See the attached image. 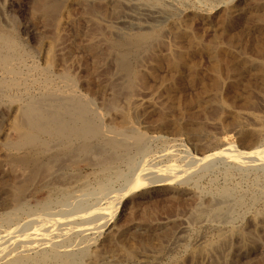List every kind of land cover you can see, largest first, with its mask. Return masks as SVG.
I'll list each match as a JSON object with an SVG mask.
<instances>
[{
	"label": "rangeland",
	"instance_id": "1",
	"mask_svg": "<svg viewBox=\"0 0 264 264\" xmlns=\"http://www.w3.org/2000/svg\"><path fill=\"white\" fill-rule=\"evenodd\" d=\"M69 7L68 13L72 15L68 14L69 22L59 31H55L52 26L40 22L42 20L40 17L34 16V0H0V28L3 32L11 34L20 44L21 49L19 54L21 61L16 63L18 73L11 77L15 85L4 87L0 84V91L4 92V96L0 92V129L8 132L9 138H13L14 135L8 129L10 118H7L5 113L9 108L10 100L15 98L19 103L25 104L30 97H38L44 89V81L48 82L51 91H58L63 86L58 76L65 73L70 78L68 80L72 81H70L72 88L67 85L64 87L65 90L73 91L77 99L80 98L90 104L92 111L97 114L99 121L103 122L100 123L107 131L111 132L114 128V130L135 129V133L146 136L143 137L145 143L142 141V144L146 145H142L143 151L140 153L135 149H128L132 157L128 154L130 157L127 156L125 159L126 161L132 159V164L122 159L117 163L103 166L105 162L107 163V155L100 153L99 150L85 156L63 157L49 165V170L41 171L27 184H25L27 175L25 169L8 164L6 151L0 150L2 166H0V182L5 190H12L25 184L21 200L24 204L21 209L4 205L6 194L0 191V228L4 229H0V238L2 239L3 234L6 236L8 233L6 230H11L9 232L13 231L15 234L21 233L22 226L29 224L34 226L33 229L36 226L40 228L42 225L48 226L47 222L51 220H57V226L69 222L72 223V230L81 228L83 216L90 217L91 213L100 216L103 208L109 206L106 199L97 198L95 194L99 187L104 185L107 190L119 193V208L114 218L104 226L103 224L99 226L97 231L95 226L90 234L88 230V233L86 231L83 234L84 236L75 232L69 235L70 240L75 243V248L73 247L72 250L76 249V245L84 240L89 241L90 238L89 244L86 243L88 246L86 252L84 251L85 254L83 252V255L82 253L78 255L79 258L82 256L79 259L82 264H92L90 261L94 254L98 264H192L191 256L200 244L210 240L215 241L220 234L230 230L247 233L244 234L246 237H258L259 241L264 242V237L260 238V233L254 230L259 216L264 212V170H262L264 158L258 157L261 162L257 159L259 163L255 164L256 160L250 156L252 151L256 150L255 146L264 151V135L262 136L264 134V0H76ZM113 29L116 31L114 32ZM142 32L152 35L153 38L151 37L147 47L134 50V53L130 54L128 64L129 69L133 71L129 70L126 76L124 72L122 73L119 56L109 50V42L117 39L121 34L130 36ZM43 39H47L46 42ZM48 40L53 44L54 58L52 67L47 72L43 70L41 49L44 44L50 43ZM178 61H183L180 64L184 69L179 66ZM215 67H218V70ZM19 73L21 76L18 75ZM8 79L7 82H10L11 80ZM212 91L217 95H213ZM132 92L135 94H131ZM206 103L210 105L207 106ZM165 121H169L168 124ZM228 142H231L230 145L236 153L231 152L217 157L218 159L212 161L211 171H201L200 166L196 169L199 160L208 157L207 155L215 156L221 148H225V144L229 145ZM125 144L122 148L126 149ZM246 154L249 156L246 157ZM260 155L264 156L263 153ZM239 158L250 159L245 160L243 168H240L237 165ZM252 164L256 169L255 167L253 169ZM245 167H248L247 170L244 169ZM154 169L161 170L162 178L157 177L156 181L155 175L151 174L155 172L156 176H159V171ZM170 175L172 178L169 177ZM142 176L144 178L147 176L149 183L155 177L152 183L156 182V185L145 182L137 187L135 181ZM165 179L166 183H162ZM224 189L229 190V199L220 195ZM84 194H88V197L81 198L78 202V196L82 197ZM45 201H51L47 210L41 204ZM62 204L65 205L64 208L61 207ZM225 207L229 210L226 211ZM11 211L15 216L12 217ZM99 211L101 213H97ZM213 211H220L217 213H221L217 215L219 218L211 217ZM8 215L12 218L10 223L7 220ZM94 215H91V218ZM219 219H222V222ZM38 220L45 223L40 224ZM73 234L77 235L78 239L73 237ZM30 241L34 243L35 239ZM116 245L120 248L118 249ZM258 251L256 249L251 255L249 264H253L257 259ZM259 252L258 258L264 257V250ZM33 254H30L31 257L37 255ZM230 256H232L231 261H234V256ZM2 261L4 260H0V264H4ZM240 262L245 264L249 261Z\"/></svg>",
	"mask_w": 264,
	"mask_h": 264
},
{
	"label": "bare ground",
	"instance_id": "2",
	"mask_svg": "<svg viewBox=\"0 0 264 264\" xmlns=\"http://www.w3.org/2000/svg\"><path fill=\"white\" fill-rule=\"evenodd\" d=\"M76 0H34V16L40 17L42 20H40V22L42 21L43 23L47 25H50L54 28L55 31H59L62 27H64V25H66L69 21L68 18V9L70 8L69 6L71 5V3ZM85 1V0H83ZM141 1H145V0H141ZM148 1V0H147ZM143 4H145L144 2H142ZM76 4V3H75ZM230 13V12H229ZM93 14V12H92ZM71 15V14H70ZM233 15V14H232ZM72 16V15H71ZM70 16V17H71ZM227 17V16H226ZM98 18V17H97ZM227 19V18H226ZM98 20V19H97ZM233 20V19H232ZM71 23V22H70ZM71 25V24H70ZM94 25V22H93ZM96 25V24H95ZM248 25V24H247ZM67 27V26H66ZM97 27H99L97 25ZM106 27V26H105ZM47 28V27H45ZM73 28V27H72ZM77 28V27H76ZM75 28V29H76ZM109 28V27H108ZM113 28V27H112ZM225 28V27H224ZM98 29V28H97ZM95 29V30H97ZM116 29V28H115ZM13 30V29H12ZM101 30V28H100ZM119 30V29H118ZM121 30V29H120ZM154 30V29H153ZM177 30V29H176ZM179 30V29H178ZM49 31V30H48ZM64 31V30H63ZM99 31V29H98ZM114 31V29H113ZM116 31V30H115ZM114 31V32H115ZM122 31V30H121ZM149 31V30H148ZM147 31V32H148ZM174 31V30H173ZM62 32V31H61ZM78 32V31H77ZM110 32L111 31H107ZM180 32V31H179ZM76 33V32H75ZM97 33V32H96ZM95 33V34H96ZM102 33V32H101ZM118 33V32H117ZM128 33V32H127ZM138 33V32H137ZM136 35H130V36H124V35H120L118 36L117 39L115 40H110L109 42V50L113 51L114 53H116V56H119V62L121 64V70L122 73L124 75H128L129 74V70H131V68L129 69V64L130 62H128V58L130 56V54L134 53V50H137L139 48L142 47H147V43L149 42V40L151 39L152 35L148 34V33H140ZM150 33V32H149ZM152 33V32H151ZM178 33V32H177ZM52 34V33H51ZM55 34V33H54ZM62 34V33H61ZM59 34V35H61ZM94 34V33H92ZM105 34V33H104ZM155 34V33H154ZM163 34V33H161ZM226 34V33H225ZM232 34V33H231ZM47 35V34H46ZM58 35V34H57ZM76 35V34H75ZM99 35V34H98ZM113 35V33H112ZM111 35V36H112ZM178 35V34H177ZM228 35V34H227ZM230 35V34H229ZM228 35V36H229ZM15 36V35H14ZM95 36V35H94ZM103 36V35H102ZM114 36V35H113ZM161 36V35H160ZM176 36V35H175ZM224 36V35H223ZM234 36V35H233ZM47 37V36H46ZM57 37V36H55ZM97 37V36H96ZM157 38V36H155ZM180 37V35H179ZM232 37V35H231ZM236 37V36H235ZM45 38V37H44ZM95 38V37H94ZM103 38V37H102ZM101 38V39H102ZM112 38V37H111ZM115 38V37H114ZM153 38V37H152ZM178 38V37H177ZM230 38V37H229ZM233 38V37H232ZM49 39V38H47ZM47 39H43L44 41ZM51 39V38H50ZM53 39V37H52ZM99 39V38H98ZM108 39V38H107ZM113 39V38H112ZM190 39V38H189ZM228 39V38H227ZM231 39V38H230ZM236 39H238V37H236ZM54 40V39H53ZM103 40V39H102ZM101 40V41H102ZM226 40V39H225ZM49 41V40H48ZM108 41V40H107ZM188 41V40H187ZM46 42V41H45ZM50 42V41H49ZM104 42V41H102ZM190 42V41H189ZM188 42V44H189ZM193 43V42H192ZM235 43V42H234ZM41 44V43H40ZM59 45V44H58ZM62 45V44H61ZM151 45V44H150ZM60 46V45H59ZM39 47V46H38ZM58 47V46H57ZM41 48V47H40ZM97 48V47H96ZM39 49V48H38ZM107 49V48H106ZM20 44L15 40V38L11 35V34H7L5 32L2 31V29L0 28V84L3 85L4 87L9 86L12 87L15 84H13L12 78L13 76H15L18 72H17V67H16V63L17 61H21V56L20 54ZM42 50V58L44 61V67L43 70L44 71H49V69H51L52 64H53V44L50 43H46L43 45V49ZM92 50V49H90ZM111 51H109L110 53H112ZM133 51V52H132ZM59 52V51H58ZM93 52V51H92ZM91 52V53H92ZM213 52V51H212ZM219 52V51H218ZM216 52V53H218ZM27 53V52H26ZM54 53V52H53ZM101 53V52H100ZM104 53H106L104 51ZM188 53V51H187ZM220 53V52H219ZM28 54V53H27ZM108 54V53H107ZM215 54V53H213ZM221 54V53H220ZM59 55V54H58ZM100 55V54H99ZM110 55V54H109ZM219 55V54H218ZM135 56V55H134ZM213 56V55H211ZM215 56V55H214ZM57 57V56H56ZM94 57V56H93ZM97 57V56H96ZM99 57V56H98ZM178 57V56H177ZM185 57V56H184ZM183 59V57H181ZM180 58V59H181ZM220 58V57H217ZM231 58V57H230ZM65 59V58H64ZM63 59V60H64ZM72 59V58H71ZM101 59V58H100ZM104 59V58H103ZM108 59V58H107ZM116 59V58H115ZM174 59V58H173ZM177 59V58H175ZM179 59V60H180ZM216 59V58H214ZM228 60V58H226ZM60 60V59H59ZM61 60V62L63 61ZM70 60V59H69ZM98 60V59H97ZM133 60V59H132ZM55 61V59H54ZM131 61V60H130ZM219 61V60H218ZM229 61V60H228ZM66 62V61H65ZM64 62V63H65ZM100 63V61H98ZM97 62V64H99ZM173 62V61H172ZM176 62V60H175ZM183 61H178L179 66L181 65L180 63H182ZM220 62V61H219ZM226 62V61H225ZM250 62V61H249ZM22 63V62H21ZM58 63V62H57ZM19 64V63H18ZM43 64V63H42ZM68 64V62H67ZM187 64V63H186ZM189 64H191L189 62ZM213 64V63H212ZM228 64V62H227ZM235 64V63H234ZM242 64V63H240ZM244 64V63H243ZM58 65V64H57ZM95 65V63H94ZM93 65V66H94ZM116 65H118V63H116ZM177 65V64H176ZM56 66V64H55ZM70 66V65H69ZM178 66V65H177ZM182 66V65H181ZM188 66V65H187ZM214 66V65H213ZM216 66V65H215ZM228 66V65H227ZM234 66V65H232ZM37 67V66H36ZM57 67V66H56ZM63 67V65H62ZM183 67V66H182ZM225 67V65H224ZM35 68V67H34ZM93 69V67H91ZM95 68V67H94ZM173 68V66H172ZM176 68V66L174 67ZM216 68V67H215ZM218 68V67H217ZM216 68V69H217ZM233 68H236L235 66ZM232 68V69H233ZM57 69V68H56ZM65 69V67H64ZM71 69V68H69ZM181 69V68H179ZM184 69V67H183ZM213 69V67H212ZM230 69V68H229ZM228 69V70H229ZM239 69V68H238ZM237 69V70H238ZM33 70V68H32ZM55 70V69H54ZM189 70V69H188ZM191 70V69H190ZM194 70V69H193ZM211 70V69H210ZM218 70V69H217ZM223 70V69H222ZM227 70V72H228ZM235 71V69H233ZM236 70V72H237ZM43 71V72H44ZM56 71V70H55ZM67 71V70H66ZM65 71V72H66ZM71 71V70H70ZM68 71V72H70ZM133 71V70H131ZM179 71V70H178ZM182 71V70H180ZM213 71V70H212ZM221 71V68H220ZM29 72V70H28ZM62 72V70H61ZM90 72L92 73V71L90 70ZM89 72V73H90ZM95 72V71H94ZM217 72V71H216ZM215 72V73H216ZM226 72V74H227ZM232 72V70H231ZM253 72V71H252ZM58 73V72H57ZM195 72H192V74H194ZM211 73V72H210ZM221 73V72H220ZM183 74V73H182ZM191 74V73H189ZM19 76L20 73L18 74ZM54 75V74H53ZM90 75V74H89ZM121 75V74H120ZM230 75V74H229ZM240 75V74H239ZM60 76V75H59ZM58 76V78H60V80L63 82L62 83V87L60 90L58 91H51L50 87L48 88V82L43 83V88L42 92L40 93V95L38 97H33L29 99V101H27L25 104H21L19 103L17 100H15V98H13L12 100L9 101V108L6 110L5 113H7L6 115L8 116L7 118H10V123L8 124V129L9 131L14 135L13 138H9L8 132L0 131V150H5L6 154H7V163L11 164L13 166H17V167H22L23 170L25 169V171L27 172L26 174V178H25V184H27L28 182L32 181L37 174H40L41 171L44 172L49 170L51 164H54L55 162L61 160L63 157H75L78 155L81 156H85V155H90L93 153H95V151L99 150L101 151L100 153H105L107 155V163L105 162V164H103V166H106L108 163H117L118 161L125 159L127 156H129V151L131 149H135L136 152L140 153L141 151H143V147H142V141L143 137L142 134L139 135V133H135L136 131H134L132 128L130 129H125V130H111V132L107 131L106 128L103 127V125L101 123H103L101 120V123L98 119V116L95 112L92 111L90 104H88L87 102H83L80 98L77 99L73 93V91H67L65 90L64 87H66L67 85H69L70 88L71 87V82L68 80L70 79L68 77V75H66L65 73H63L60 77ZM73 76V75H72ZM130 76V75H129ZM175 76V75H174ZM193 76V75H192ZM233 76V75H231ZM18 77V76H17ZM24 77V76H23ZM55 77V75H54ZM227 77V76H226ZM248 77V76H246ZM8 78H11L10 80ZM25 78V77H24ZM87 78V77H86ZM121 78V77H120ZM235 78V77H234ZM238 78V77H236ZM250 78V77H249ZM7 79L10 82H7ZM15 79V78H14ZM20 79H23L20 77ZM91 79V78H90ZM172 79V78H171ZM177 79V78H176ZM215 79V78H214ZM218 80V78H216ZM239 79V78H238ZM24 80V79H23ZM29 80V79H28ZM58 80V79H57ZM119 80V79H118ZM117 80V82H118ZM126 80V79H125ZM131 80V79H130ZM160 80V79H159ZM246 80V79H245ZM250 80V79H249ZM18 81V80H17ZM34 81V80H33ZM127 81V80H126ZM164 81V80H163ZM175 81V80H174ZM192 82V80H190ZM198 81V80H197ZM24 82V81H23ZM120 82V81H119ZM182 82V81H181ZM190 82V83H191ZM217 82V81H216ZM232 82V81H231ZM253 82V81H252ZM16 83V82H15ZM18 83V82H17ZM21 83V82H20ZM26 83V82H25ZM23 83V85L25 84ZM120 83H123L122 81ZM176 83V82H174ZM203 83V82H202ZM201 83V84H202ZM214 83V82H212ZM244 83V82H243ZM19 84V83H18ZM60 84V83H59ZM75 84V82H74ZM127 84V83H126ZM180 84V83H179ZM193 84V83H192ZM209 84V83H208ZM245 84V83H244ZM56 85V84H54ZM123 85V84H122ZM211 85V83H210ZM209 85V86H210ZM215 85V84H214ZM213 85V87H214ZM252 85V84H251ZM22 86V85H21ZM27 86V85H26ZM51 86V85H49ZM124 86V85H123ZM127 86V85H126ZM132 86V84H131ZM135 86V85H134ZM138 86V85H137ZM165 86V85H164ZM181 86V85H179ZM253 86V85H252ZM8 87V88H9ZM37 87V86H36ZM84 87V86H83ZM90 87V86H89ZM129 87V86H128ZM166 87V86H165ZM168 87V86H167ZM171 87V86H170ZM169 87V88H170ZM203 87V86H201ZM211 87V86H210ZM230 87V86H229ZM16 88V87H15ZM74 88V87H73ZM88 88V87H87ZM93 88V87H92ZM91 88V89H92ZM133 88V87H132ZM135 88H137L135 86ZM164 88V87H163ZM206 88V87H205ZM4 89V88H3ZM11 91V88H9ZM20 89V88H19ZM26 89V88H24ZM35 89V88H34ZM89 89V88H88ZM90 89V90H91ZM131 89V88H130ZM204 89V88H203ZM210 89V88H209ZM219 89V88H218ZM5 90V89H4ZM70 90V89H69ZM101 90V89H100ZM128 90V89H126ZM166 90V89H165ZM176 90V89H175ZM227 90V89H225ZM78 91V89H77ZM116 91V90H115ZM123 91V90H122ZM174 91V90H173ZM205 91V90H202ZM219 91V90H218ZM1 92V91H0ZM7 92V91H6ZM37 92V91H36ZM136 92V90H135ZM169 92H171V90H169ZM175 92V91H174ZM213 92V91H212ZM221 92V91H220ZM2 94L4 92H1ZM90 93V92H89ZM120 93V92H119ZM123 93V92H121ZM202 93V92H200ZM214 93V92H213ZM241 93V92H240ZM92 94V93H91ZM98 94V93H97ZM116 94V92H115ZM133 94V92L131 93ZM135 94V93H134ZM133 94V95H134ZM167 94V93H166ZM205 94V93H203ZM247 94V92H246ZM81 95V94H80ZM125 95V94H124ZM123 95V96H124ZM127 95V94H126ZM132 95V96H133ZM198 95H200L198 93ZM213 95H217V94H213ZM4 96V94H3ZM131 96V97H132ZM211 96V95H210ZM209 96V99H211ZM220 96V95H219ZM247 96V95H246ZM12 98V96H9ZM8 97V98H9ZM14 97V96H13ZM17 97V96H16ZM21 97V96H20ZM121 97V96H120ZM127 97V96H126ZM168 97V96H167ZM10 98V99H11ZM130 98V97H128ZM185 98V97H184ZM4 99V97H3ZM17 99V98H16ZM88 99V98H87ZM171 99V98H170ZM114 100V99H113ZM182 100V99H181ZM185 100V99H184ZM8 101V100H7ZM115 101V100H114ZM204 101V100H203ZM116 102V101H115ZM183 102V101H182ZM199 102V101H198ZM213 102V101H212ZM211 102V103H212ZM219 102V101H217ZM91 103V102H89ZM185 103V102H183ZM113 104V103H112ZM117 104V103H116ZM132 104V103H131ZM191 104V103H190ZM195 104V103H193ZM201 104V103H200ZM204 104V103H202ZM207 104V103H206ZM209 104V103H208ZM207 104V106H209ZM5 106V105H3ZM94 106V105H93ZM130 106V105H129ZM135 106V105H134ZM185 106V105H184ZM212 106V105H211ZM217 106V105H216ZM221 106V105H220ZM8 107V106H7ZM175 107V106H174ZM178 107V106H177ZM183 107V106H182ZM202 107V106H201ZM200 107V108H201ZM206 107V106H205ZM203 106V108H205ZM6 108V107H5ZM137 108V107H135ZM170 108V106H169ZM134 109V108H133ZM98 110V109H97ZM179 110V109H178ZM182 110V109H181ZM134 111V110H133ZM172 111V110H171ZM183 111V110H182ZM187 111V110H186ZM189 111V110H188ZM137 112V111H136ZM178 112V111H177ZM191 112V111H190ZM139 113V112H138ZM166 113V112H165ZM181 113V112H180ZM179 113V114H180ZM185 113V112H184ZM202 113V112H201ZM161 114V113H160ZM176 114V113H175ZM192 114V113H191ZM190 114V115H191ZM139 115V114H138ZM195 115V114H194ZM160 116V115H158ZM173 116V115H172ZM127 117V116H126ZM163 117V116H162ZM162 117L160 120H162ZM189 117V116H188ZM132 118V117H131ZM137 118V117H136ZM157 118V117H156ZM155 118V119H156ZM181 118V117H179ZM178 118V120H179ZM186 118V115H185ZM164 119V118H163ZM103 120V118H102ZM136 120V119H135ZM160 120H158L160 122ZM165 120V119H164ZM192 120V119H189ZM127 121V120H126ZM173 121V119H172ZM181 121V120H180ZM193 121V120H192ZM166 122V121H165ZM169 122V121H168ZM168 122H166L168 124ZM171 122V121H170ZM184 122V121H183ZM125 123V122H124ZM128 123V122H127ZM177 123V122H176ZM163 124V123H162ZM166 124V125H167ZM174 124V123H173ZM178 124V123H177ZM138 125V124H137ZM158 125V124H157ZM160 126V125H158ZM164 126V125H163ZM173 126V125H172ZM177 126V125H175ZM174 126V127H175ZM184 126V125H183ZM263 126V125H261ZM121 127V126H120ZM166 126H164L165 128ZM178 127V126H177ZM176 127V128H177ZM191 127V126H190ZM109 129V127H107ZM119 128V127H118ZM125 128V127H124ZM160 128V127H159ZM167 128V127H166ZM181 128V127H180ZM184 128V127H183ZM189 128V127H188ZM201 127H199L200 129ZM111 129V128H110ZM169 129V127H168ZM167 129V130H168ZM175 129V128H174ZM187 129V128H186ZM194 129V128H193ZM192 129V130H193ZM198 129V127H197ZM133 130V132H132ZM161 130H163L161 128ZM185 130V129H184ZM188 130V129H187ZM186 130V131H187ZM202 130V129H201ZM219 130V129H218ZM190 131V130H189ZM194 131V130H193ZM264 131V130H263ZM178 132L179 129H178ZM195 132V131H194ZM261 132V131H260ZM259 132V133H260ZM190 133V132H189ZM197 133V132H196ZM195 133V134H196ZM191 134V133H190ZM199 134V133H197ZM217 135V134H216ZM264 134H262L263 136ZM195 136V135H194ZM197 136V135H196ZM247 136V135H246ZM12 137V136H11ZM146 137V136H145ZM199 137V135H198ZM210 137V136H209ZM197 138V137H196ZM195 138V139H196ZM248 138V137H247ZM261 138V137H260ZM264 138V136H263ZM223 139V138H222ZM146 140V139H145ZM199 140V138H198ZM218 140V139H217ZM220 140V139H219ZM249 140V139H247ZM214 141V140H213ZM262 141V140H261ZM215 142V141H214ZM250 142V141H248ZM259 142V141H258ZM126 143V144H125ZM145 143V141L143 142ZM210 143V142H209ZM226 143V142H225ZM229 143V142H228ZM255 143V142H254ZM262 143V142H261ZM124 144L126 145V149L122 148V146H124ZM231 142L229 143V145L225 144V148H221V151L219 150V152H214V154H216L215 156L213 154L212 157L211 155H207L208 157L210 156V158L205 157L202 158V160H199L197 165L195 166L196 169H198V166H200L199 170H203L205 172L211 171V166H212V161L216 160V158L218 157H222L223 155L227 154V153H231V152H235L233 146L230 145ZM146 145V144H144ZM143 145V146H144ZM204 145V144H203ZM210 145V144H209ZM221 145V144H220ZM243 145V144H241ZM253 146V144H251ZM262 145V144H261ZM205 146V145H204ZM215 146V145H214ZM213 146V147H214ZM224 146V144H223ZM250 146V145H249ZM250 146V147H252ZM260 146V145H259ZM222 147V146H221ZM234 147H236L234 145ZM130 148V150L128 151V149ZM212 148V147H211ZM215 148V147H214ZM220 148V146H219ZM246 148V147H245ZM247 149V148H246ZM256 149V150H255ZM255 151H252V153L250 154L251 158L255 161H251L255 164H257V162L259 163L260 159L258 157H263L260 154L263 153L264 155V151L260 150L258 148H256L255 146ZM173 150V149H172ZM4 151V153H5ZM98 151V152H99ZM204 151V150H203ZM216 151V150H215ZM250 151V150H249ZM248 151V152H249ZM205 152V151H204ZM239 152V151H238ZM135 153V152H134ZM236 153V152H235ZM240 153V152H239ZM238 153V154H239ZM243 153H245L243 151ZM247 153V151H246ZM129 154V155H128ZM241 154V153H240ZM132 155V154H131ZM130 155V156H131ZM242 155V154H241ZM248 154H246L245 156L247 157ZM129 156V157H130ZM134 156V155H133ZM144 156V155H143ZM243 156V155H242ZM249 156V155H248ZM132 157V156H131ZM241 157V156H240ZM98 158V156H97ZM142 158V157H141ZM217 158V159H218ZM243 158V157H242ZM249 158V159H250ZM261 158V159H263ZM66 159V158H65ZM71 159V158H70ZM103 159V158H102ZM127 159V158H126ZM125 159V161H126ZM240 159V158H239ZM248 159V158H247ZM245 159V160H247ZM248 159V160H249ZM257 159H259V161H257ZM94 160V159H92ZM240 159L239 161H235V163L237 165H239L240 168H243L242 166L244 165V161ZM247 160V161H248ZM82 161V160H81ZM101 161V160H99ZM264 161V159H263ZM72 162V161H70ZM83 162V161H82ZM90 162V161H89ZM95 162V161H94ZM127 163H131L132 164V159H128L126 161ZM125 162V163H126ZM197 162V161H196ZM234 162V161H233ZM261 162V161H260ZM64 163V162H63ZM74 163V162H72ZM122 163V161H121ZM135 163V162H134ZM133 163V164H134ZM145 163V162H144ZM249 163V162H248ZM247 163V164H248ZM61 164V163H59ZM264 164V163H263ZM262 164V165H263ZM142 165V163H141ZM140 165V166H141ZM144 165V164H143ZM235 165V164H234ZM250 165V164H249ZM253 165V164H252ZM251 165V167H252ZM260 165V164H258ZM1 166V164H0ZM93 166V165H92ZM257 166V165H256ZM2 167V166H1ZM7 167V166H6ZM54 167V166H53ZM52 167V168H53ZM102 167V165H101ZM132 167V165L130 166ZM149 167V165H148ZM147 167V168H148ZM194 166H192L193 168ZM194 167V168H195ZM250 167V169H251ZM254 165H253V169H254ZM261 167V166H260ZM264 167V165L262 166ZM261 167V168H262ZM8 168V167H7ZM6 168V169H7ZM103 168V167H102ZM108 168V167H105ZM248 167H245L244 169H246ZM57 169V168H56ZM111 169V168H110ZM140 169V168H139ZM150 169V168H149ZM153 169V168H152ZM256 169V167H255ZM8 170V169H7ZM10 170V169H9ZM8 170V171H9ZM15 170V169H14ZM52 171V169H50ZM55 170V169H54ZM107 170V169H106ZM148 170V169H146ZM151 170V169H150ZM156 170V169H154ZM247 170V169H246ZM261 170V169H260ZM264 170V168L262 169ZM18 171V170H17ZM157 171V170H156ZM159 171V176H156L155 172L154 174L151 175H155L154 179L155 181L158 178H162V176L160 175V171ZM157 171V172H158ZM172 171V169H171ZM170 171V172H171ZM198 171V170H197ZM196 171V172H197ZM200 171V172H201ZM21 172V171H19ZM42 172V173H43ZM97 172V171H96ZM103 172V171H102ZM204 172V173H205ZM24 173V171H23ZM22 173V174H23ZM41 173V174H42ZM48 173V172H46ZM80 173V172H79ZM153 173V171H152ZM162 173V172H161ZM63 174V173H62ZM81 174V173H80ZM163 174V173H162ZM175 174V173H173ZM45 175V174H44ZM59 175V174H58ZM108 175V174H107ZM146 175V174H145ZM205 175V174H204ZM264 175V174H263ZM67 176V175H66ZM72 176V175H71ZM87 176V175H86ZM149 176V175H148ZM161 176V177H160ZM65 177V176H64ZM70 177V176H68ZM84 177V176H83ZM108 177V176H107ZM136 177V176H135ZM147 176H145L146 178ZM158 177V178H157ZM170 178L171 175L169 176ZM204 177V176H203ZM143 176L138 178L135 182H136V186L138 187L139 185H143L145 182H147V178L145 179ZM43 179V178H42ZM78 179V178H77ZM154 179L151 180L154 182ZM36 180V179H35ZM65 180V179H64ZM74 180V179H73ZM160 180V179H159ZM158 180V181H159ZM79 181V180H78ZM150 181V180H149ZM161 181V180H160ZM164 181V182H163ZM162 183H166V179L163 180ZM167 181H169V179L167 178ZM4 182V181H3ZM24 182V181H23ZM70 182V181H69ZM74 183V181H72ZM71 182V183H72ZM97 182V181H95ZM98 183V182H97ZM100 183V182H99ZM149 183V182H147ZM149 183V184H151ZM158 183V182H157ZM183 183V182H182ZM9 184V183H8ZM25 184H22L18 187H14L12 190H5V188L3 187V184L0 182V191L1 192H5L4 194H6L5 196V204L6 206L9 207H13V209H21L23 204L21 203L22 201V196H23V192H24V186ZM59 184V183H58ZM86 184V183H85ZM103 184V183H102ZM106 184V183H105ZM153 184V183H152ZM156 185V182L155 184ZM186 185V184H185ZM11 186V185H10ZM9 186V187H10ZM16 186V185H15ZM64 186V184L62 185ZM87 186V185H86ZM161 186V185H160ZM83 187V186H82ZM11 188V187H10ZM81 188V187H80ZM79 188V189H80ZM85 188V187H84ZM71 189V188H70ZM74 189V188H73ZM217 189V188H216ZM44 190V189H43ZM62 190V189H60ZM81 190V189H80ZM86 190V189H85ZM110 190V189H109ZM105 188L104 185H101V187H99L97 193L95 192V194H97V198H104V200L106 199L108 202V207L107 208H103V213L102 215L100 214V216L96 215V213L94 214H90V217L88 216H83L84 218L81 220L82 221V227L81 228H77V230H72L71 228V224L69 222L64 223V224H58L57 226V220H51L48 221L47 224L48 226H39L36 228H32L34 226H30L25 225L23 228V231L21 229V233H13L9 232L11 230H6V236H2V239L0 238V242H1V246H0V260H4L2 262H4V264H44V263H52V264H82L80 263L81 260L79 261V259L82 257H78V255H80V253H82L85 251L86 252V247L89 244V241L84 240L83 242H81L78 246L76 245V249H74L75 247V243L72 242L69 238V235H72L71 233H80V234H84L86 231V233H88L89 230V234L90 232H92V229L95 228V226H97V228H95L97 231V229H99V226H104L105 223H109L115 216V213L117 212L118 208H119V193L117 192H113V191H109ZM220 190V189H219ZM55 191V190H54ZM88 191V190H87ZM94 191V190H93ZM67 192V191H66ZM203 192V191H202ZM57 193V192H56ZM60 193V192H59ZM91 193V192H88ZM93 193V192H92ZM91 193V194H92ZM231 193V192H230ZM26 194V193H24ZM55 194V193H54ZM68 195V194H67ZM221 196H227V198L229 199L228 195H229V190L224 189L220 192ZM219 195V196H220ZM88 197V194H84L82 197L80 195V197L78 196L77 201L80 202L81 198L84 197ZM92 196V195H91ZM96 196V195H95ZM230 196V195H229ZM61 197V196H60ZM71 197V196H70ZM49 198V196H48ZM63 198V197H62ZM67 198V197H66ZM220 198V197H219ZM224 198V197H223ZM238 198V197H237ZM121 199V198H120ZM259 199V197H258ZM3 200V199H2ZM59 200V199H58ZM84 200V199H83ZM232 200V199H231ZM257 200V199H256ZM54 201V200H53ZM56 201V200H55ZM223 201V200H222ZM71 202V201H70ZM231 202V201H230ZM49 203H51V201H45L42 204V207L44 209H48L49 208ZM66 203V202H65ZM202 203V202H201ZM215 203V201H214ZM57 204V203H56ZM69 204V203H68ZM67 205V204H66ZM205 207V204H203ZM211 205V204H210ZM213 205V204H212ZM218 205V204H217ZM226 205V203H225ZM64 204L61 205V207L64 208ZM68 206V205H67ZM214 206V205H213ZM228 207V206H227ZM230 207V206H229ZM240 207V206H239ZM62 208V209H63ZM84 208V207H83ZM209 208V207H208ZM231 208V207H230ZM226 211L228 208H226ZM246 209V208H245ZM249 209V208H248ZM60 210V209H59ZM199 210V209H198ZM202 209H200L201 211ZM229 210V209H228ZM262 210V209H261ZM44 211V210H43ZM198 211V212H200ZM215 211V210H214ZM213 211V212H214ZM217 211V209H216ZM224 211V212H226ZM47 212V211H46ZM50 212V211H48ZM202 212V211H201ZM204 212V211H203ZM211 212L209 214H211L213 218L216 219V217L219 218L220 214H217L218 212ZM242 212V211H241ZM12 213V211H11ZM15 213V212H14ZM51 213V212H50ZM86 213V212H84ZM83 213V214H84ZM97 213H101L100 211ZM13 214V213H12ZM197 214V213H196ZM205 214V213H204ZM216 214V215H215ZM223 214V213H222ZM226 214V213H224ZM10 215V214H9ZM7 216V220L10 222H12V218L10 216ZM46 215V214H45ZM91 215L93 218H91ZM15 216L14 214L12 215V217ZM151 216V215H149ZM198 216H201L198 214ZM204 216V215H203ZM255 216V215H254ZM202 217V216H201ZM221 217V216H220ZM223 217V215H222ZM226 217V216H225ZM144 218V217H143ZM152 218V217H151ZM198 218V217H197ZM217 218V220H218ZM258 218V217H257ZM5 219V218H4ZM135 219V218H134ZM208 219V218H207ZM211 219V218H210ZM209 219V220H210ZM226 219V218H225ZM36 220V219H35ZM143 220V219H142ZM148 220V219H147ZM199 220V219H198ZM203 220V219H202ZM201 220V221H202ZM206 220V219H204ZM222 222V219H219ZM40 221V220H38ZM47 221V220H46ZM56 221V222H55ZM144 221V220H143ZM196 221V219H195ZM207 221V220H206ZM252 221V219H251ZM35 222V221H33ZM50 222V223H49ZM113 222V221H112ZM150 222V220H149ZM215 222V221H214ZM217 222V221H216ZM247 222V221H246ZM40 224L45 223V221L43 222H39ZM38 223V224H39ZM56 223V224H55ZM146 223V222H145ZM202 223H205L202 221ZM207 223V222H206ZM36 224V225H38ZM199 224V222H198ZM201 224V223H200ZM247 224V223H246ZM46 225V224H45ZM107 225V224H106ZM197 225V224H196ZM202 225V224H201ZM208 225V224H207ZM253 225V224H252ZM57 226V227H56ZM248 226V225H247ZM254 226V225H253ZM56 227V228H55ZM206 227V226H205ZM245 227V226H244ZM113 228V227H112ZM218 228V227H217ZM252 228V227H251ZM256 228V229H254ZM252 228L255 231L257 230L259 233H257V235L259 234L260 238L264 237V212L259 216V221L255 224V227ZM0 229H3L2 227ZM17 229V228H16ZM244 229V228H243ZM4 230V229H3ZM91 230V231H90ZM213 230V228L211 229ZM249 230V229H247ZM1 231V230H0ZM16 231V230H15ZM94 231V232H95ZM182 231V230H181ZM252 231V230H251ZM5 232V231H4ZM115 233V232H114ZM118 233V232H117ZM116 233V234H117ZM120 233V232H119ZM174 233V232H173ZM253 233V232H252ZM97 234V233H96ZM172 234V233H171ZM177 234V233H176ZM245 235H247V233H244ZM241 231H237V230H230L227 231L226 233H222L218 236V238L215 241H207L204 242L202 244H200L197 249L194 251V253L191 256V262L192 264H237V262H240L243 260H248V263L245 264H249L250 263V257L253 253L256 252V249L260 250H264L263 249V244L261 241H259V238H249L246 237ZM256 234V233H254ZM80 235V237L82 236ZM87 235V234H86ZM108 235V234H107ZM114 235V234H113ZM77 237V235L73 234V237ZM84 236V235H83ZM94 236V235H93ZM125 236V235H124ZM152 236V235H151ZM203 236V235H202ZM249 236V235H248ZM250 236V237H251ZM79 237V238H80ZM86 237V236H85ZM88 237V236H87ZM169 237V236H168ZM186 237V236H185ZM182 238V237H181ZM30 239H35L34 243L30 241ZM78 239V237H77ZM82 239V237H81ZM105 239V238H104ZM110 239V238H109ZM113 240V239H112ZM123 240V239H122ZM140 240V239H139ZM143 240V239H142ZM149 240V239H148ZM181 240V239H180ZM184 240V239H183ZM117 241V240H116ZM151 241V240H150ZM149 241V243H150ZM175 241V240H174ZM182 241V240H181ZM31 242V243H30ZM88 242L87 246L86 243ZM93 243V240L91 241ZM115 242V241H114ZM126 242V241H125ZM123 242V243H125ZM128 242V241H127ZM146 242V241H144ZM176 242V241H175ZM74 243V244H73ZM122 243V242H121ZM161 244V243H160ZM173 244V243H172ZM253 244V246L251 245ZM92 245V244H90ZM104 245V244H103ZM130 245V243H129ZM128 245V246H129ZM187 245V244H186ZM190 245V244H189ZM106 246V245H105ZM113 246V245H112ZM117 246V245H116ZM139 246V244H138ZM141 246V245H140ZM162 246V245H161ZM74 247V248H73ZM108 247V246H107ZM110 247V246H109ZM153 247V246H152ZM156 247V246H155ZM159 247V246H158ZM116 248V247H115ZM118 248V246H117ZM116 248V249H117ZM120 248V247H119ZM118 248V249H119ZM154 248V247H153ZM192 248V247H191ZM98 249V248H97ZM136 249V248H135ZM155 249V248H154ZM115 251V249H113ZM127 250V249H126ZM133 250V249H132ZM141 250V249H140ZM162 250V249H161ZM91 251V250H90ZM160 251V250H159ZM174 251V250H173ZM258 251V252H259ZM84 252V254H85ZM104 252V251H103ZM112 252V251H111ZM119 252V250H118ZM117 252V253H118ZM142 252V251H141ZM149 252V251H148ZM151 252V251H150ZM258 252H257V259L255 261H253V264H263L264 263V257L261 256V258H258ZM31 253H36L37 255L34 257H31ZM91 253V252H90ZM98 253V252H97ZM108 253V252H107ZM147 253V252H146ZM260 253V252H259ZM263 253V251L260 253V255ZM92 254V253H91ZM89 254V255H91ZM122 254V252H121ZM130 253H128L129 255ZM165 254V253H164ZM191 254V253H190ZM30 255V256H29ZM99 255V254H97ZM230 255L234 256V261H231V257ZM259 255V256H260ZM114 256V255H113ZM131 256V255H129ZM128 256V257H129ZM139 256V255H138ZM172 256V255H171ZM177 256V255H176ZM99 257V256H98ZM115 257V256H114ZM118 257V256H117ZM141 257V256H140ZM150 257V256H149ZM254 257V255H253ZM112 258V257H111ZM144 258V257H143ZM168 258V257H167ZM130 259V258H129ZM154 259V258H152ZM178 259V258H177ZM131 260V259H130ZM139 260V259H137ZM141 260V259H140ZM253 260V259H252ZM107 261V260H106ZM182 261V260H181ZM92 264H98L97 263V257L94 256L92 257ZM121 262V261H120ZM152 262V261H151ZM156 262V261H154ZM184 262V261H183ZM112 263V262H111ZM134 263V261H133ZM3 264V263H2ZM100 264V263H99ZM110 264V263H109ZM169 264V263H168ZM182 264V263H181ZM239 264H244V263H239Z\"/></svg>",
	"mask_w": 264,
	"mask_h": 264
}]
</instances>
